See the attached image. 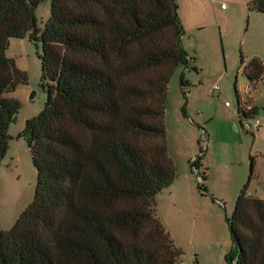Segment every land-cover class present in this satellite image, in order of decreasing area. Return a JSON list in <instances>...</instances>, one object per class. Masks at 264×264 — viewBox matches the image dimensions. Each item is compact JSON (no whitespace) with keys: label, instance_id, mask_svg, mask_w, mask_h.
<instances>
[{"label":"trees","instance_id":"16d2710c","mask_svg":"<svg viewBox=\"0 0 264 264\" xmlns=\"http://www.w3.org/2000/svg\"><path fill=\"white\" fill-rule=\"evenodd\" d=\"M43 1L0 0V162L21 108L10 94L28 82L7 56L11 38L42 43L48 95L20 134L37 186L14 226L0 230V264H179L180 249L156 210V196L176 177L165 126L168 86L189 61L176 0H50L40 27ZM248 8L264 13V0ZM245 73L256 85L262 60H250ZM255 112L238 107L245 119ZM201 159L192 164L199 168ZM248 185L228 220L230 264H264V198Z\"/></svg>","mask_w":264,"mask_h":264},{"label":"rangeland","instance_id":"374dc122","mask_svg":"<svg viewBox=\"0 0 264 264\" xmlns=\"http://www.w3.org/2000/svg\"><path fill=\"white\" fill-rule=\"evenodd\" d=\"M250 1L176 0L189 61L175 69L168 86L165 126L176 177L156 196V210L180 249L179 264H230L228 220L243 185L249 182L248 192L264 198V78L254 85L245 73L254 57L264 64V13L250 11ZM50 15L51 1L44 0L36 9L40 27ZM42 52V43L28 37L11 38L7 49V56L27 72L28 82L10 94L21 108L9 126V147L0 162L3 231L14 226L36 192L37 169L20 134L48 98ZM240 105L256 109L247 120L250 126L246 120L240 126ZM256 120L261 122L258 131L252 126ZM199 156L197 168L192 161Z\"/></svg>","mask_w":264,"mask_h":264},{"label":"built area","instance_id":"2783aa9c","mask_svg":"<svg viewBox=\"0 0 264 264\" xmlns=\"http://www.w3.org/2000/svg\"><path fill=\"white\" fill-rule=\"evenodd\" d=\"M226 105L227 106H230L231 104L229 103V102H226ZM237 114H238V110H237ZM238 117H239V119H240V126L241 127H243L244 125H243V120H246V122H247V120H249V119H245V118H243V117H241V116H239L238 115ZM246 124H248V126H250V124L251 123H246ZM252 126H253V130L254 131H258V129H259V127L261 126V122H260V120H256V121H254L253 123H252ZM182 264H188V263H186V262H183Z\"/></svg>","mask_w":264,"mask_h":264},{"label":"crops","instance_id":"0c3cea01","mask_svg":"<svg viewBox=\"0 0 264 264\" xmlns=\"http://www.w3.org/2000/svg\"><path fill=\"white\" fill-rule=\"evenodd\" d=\"M222 9H227V8H223V5H222ZM248 107H250V106H248Z\"/></svg>","mask_w":264,"mask_h":264}]
</instances>
